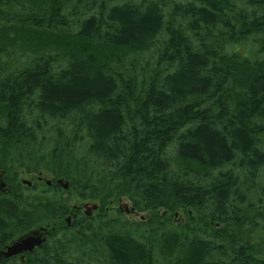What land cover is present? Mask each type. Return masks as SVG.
Here are the masks:
<instances>
[{
    "label": "trees",
    "instance_id": "trees-1",
    "mask_svg": "<svg viewBox=\"0 0 264 264\" xmlns=\"http://www.w3.org/2000/svg\"><path fill=\"white\" fill-rule=\"evenodd\" d=\"M0 183V264H264V0H0Z\"/></svg>",
    "mask_w": 264,
    "mask_h": 264
},
{
    "label": "rangeland",
    "instance_id": "rangeland-1",
    "mask_svg": "<svg viewBox=\"0 0 264 264\" xmlns=\"http://www.w3.org/2000/svg\"><path fill=\"white\" fill-rule=\"evenodd\" d=\"M38 177L41 179L42 182H45L46 180L47 181L48 180H51L50 179V176L48 177L46 174H42V176H40L38 173H35V174H32V175H26V173H24V170L21 171V174L18 177V179H19V182L22 185H27L28 182L34 183L35 181H37L38 180ZM0 189H2L1 188V185H0ZM120 198H122V197H120ZM126 200H127L126 198H124V200L122 199V200H119V201L110 200L109 203L104 207V214L107 215L108 217H112L113 218V217L116 216V212L118 211L117 210L118 208H121L123 210V209H125V208L128 207V209H129L130 208V205H129L130 203L128 202V200L126 202ZM72 201L73 202L71 204V206H72L71 214H69L68 217L64 218V223L66 224L67 227L71 225V221L73 219L72 216H75V213L74 212L81 213L82 215H84V212L88 211V209H91L90 205L93 204V202H87V201L86 202H80V201H78L76 199L75 200H72ZM82 205H85L86 206V208L83 209V211H84L83 213L80 211L81 209L80 210H77L76 209V208H78V206H82ZM98 211H99L98 209L96 211L91 210L90 213L92 214V216H95V215L98 214ZM120 212H123V211H120ZM188 212H190V210H188ZM73 213H74V215H73ZM123 215L127 219H129V220L139 221L140 219H146V218H148V216L150 215V213L149 212H145V213H140L139 212L138 214L132 213L130 215H126L123 212ZM175 216H176L177 220H180V221L181 220L182 221L184 220V213H183V211H177V213L175 214ZM67 219L69 220L68 222H67ZM177 222H179V221H177ZM33 231H36V233L38 232L37 234L40 233L39 229L31 230V233ZM27 233H30V232L28 231ZM11 242L9 243L10 245L14 243V242H12V243ZM15 259H17V258H15Z\"/></svg>",
    "mask_w": 264,
    "mask_h": 264
},
{
    "label": "water",
    "instance_id": "water-1",
    "mask_svg": "<svg viewBox=\"0 0 264 264\" xmlns=\"http://www.w3.org/2000/svg\"><path fill=\"white\" fill-rule=\"evenodd\" d=\"M46 183L49 185V182ZM57 183L61 184L60 181H58ZM27 184L30 185L29 182ZM62 187L64 189H67L66 184H63ZM96 208V206H92L91 209H88L85 214L90 215L91 210H96ZM68 221L69 220L67 219V222ZM44 233H46V231L44 229H41V234L37 235L34 233L17 240L10 246L6 247L5 250L0 252V258H10L13 256L21 255L25 252H31L34 248L40 247L45 240V238L42 236V234Z\"/></svg>",
    "mask_w": 264,
    "mask_h": 264
},
{
    "label": "bare ground",
    "instance_id": "bare-ground-1",
    "mask_svg": "<svg viewBox=\"0 0 264 264\" xmlns=\"http://www.w3.org/2000/svg\"><path fill=\"white\" fill-rule=\"evenodd\" d=\"M249 179H251V178H246V181H245V183L246 184H248L249 183V185L251 186V185H253V182L251 183L250 182V180ZM245 197V199L248 197L247 195L246 196H244ZM124 200V197H122V198H118L117 199V201H119V200ZM128 200V199H127ZM127 200H126V202H127ZM128 202L130 203L129 205H130V208L128 209V207L126 208L127 209V212L125 211V209H123V212L126 214V215H130V214H132V213H135V214H138L139 212H137L134 208H133V206H132V203L128 200ZM128 204V203H127ZM245 207L247 206V204H245L244 205ZM238 209H240V207H238ZM134 210V211H133ZM235 211H237V206L235 207ZM242 211V210H241ZM145 212H148V211H142V212H140V213H145ZM140 220H143V219H140ZM8 247V246H7ZM6 249V247L3 249V250H5ZM3 250H1V251H3ZM0 251V252H1Z\"/></svg>",
    "mask_w": 264,
    "mask_h": 264
},
{
    "label": "flooded vegetation",
    "instance_id": "flooded-vegetation-1",
    "mask_svg": "<svg viewBox=\"0 0 264 264\" xmlns=\"http://www.w3.org/2000/svg\"><path fill=\"white\" fill-rule=\"evenodd\" d=\"M39 179V178H38ZM38 182H42L41 180H39ZM50 182V181H49ZM51 183H49V185H50ZM29 186V185H28ZM31 186V185H30ZM84 206H80L79 207V209H77V210H80L82 213L84 212L83 211V208ZM125 211L127 212V209L125 208ZM92 216V214H90L89 216H87V218H89V217H91ZM86 217V216H85ZM28 252H26V253H23V254H21V255H18V256H15V257H12V258H17L18 260H20V259H22L26 254H27Z\"/></svg>",
    "mask_w": 264,
    "mask_h": 264
}]
</instances>
